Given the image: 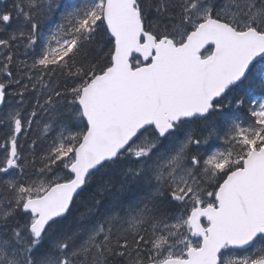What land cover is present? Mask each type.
<instances>
[{
  "label": "snow or ice",
  "instance_id": "obj_1",
  "mask_svg": "<svg viewBox=\"0 0 264 264\" xmlns=\"http://www.w3.org/2000/svg\"><path fill=\"white\" fill-rule=\"evenodd\" d=\"M0 264H264V0H0Z\"/></svg>",
  "mask_w": 264,
  "mask_h": 264
}]
</instances>
